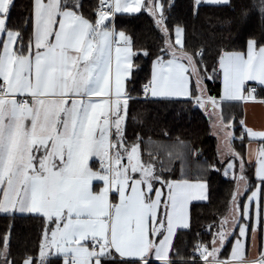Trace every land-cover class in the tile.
<instances>
[{"label":"snow or ice","instance_id":"snow-or-ice-1","mask_svg":"<svg viewBox=\"0 0 264 264\" xmlns=\"http://www.w3.org/2000/svg\"><path fill=\"white\" fill-rule=\"evenodd\" d=\"M20 8L0 0V264H264V128L246 119L264 107V0ZM189 114L211 151L168 127ZM213 177L230 187L205 218ZM24 218L37 251L16 250Z\"/></svg>","mask_w":264,"mask_h":264},{"label":"trees","instance_id":"trees-1","mask_svg":"<svg viewBox=\"0 0 264 264\" xmlns=\"http://www.w3.org/2000/svg\"><path fill=\"white\" fill-rule=\"evenodd\" d=\"M27 2V0H18V3L21 5V8L18 11H22V6ZM180 3H185L186 0H179ZM258 24V22H257ZM151 25V21L145 16L139 21H136L133 25H130V31L135 34V38L139 43L144 34L148 31ZM142 79V77H141ZM216 93L213 92V95ZM139 107V106H138ZM180 105H177V110L180 109ZM184 124L185 127L181 128L180 125ZM188 124H191V127L194 129H198L201 135V139L206 140V147L209 148V151L215 146V140L211 139L209 136L205 135V130L207 129L208 125L206 123L205 117L197 114L194 119L191 118V114H189V119L187 120H180V121H172L169 120L168 127L175 128L185 135H190L191 129L187 127ZM212 182L214 185L215 194L213 196V205L209 208H204L201 210V216L205 218H210V215L213 211H215L219 205L217 203L218 200H223L224 197L227 195V190L230 187L229 185L225 184L219 177H213ZM206 221L202 219L200 223L197 225L202 226L203 223ZM9 224V221L6 220L3 216H0V232H3L5 227ZM16 224V238H15V245L16 250L23 253L25 249L29 251H37L38 244L40 242V227L41 222L37 219L31 218H24L19 219L15 222ZM191 236H184V241H191ZM181 254L186 255V251H190V249H185L181 246Z\"/></svg>","mask_w":264,"mask_h":264},{"label":"crops","instance_id":"crops-1","mask_svg":"<svg viewBox=\"0 0 264 264\" xmlns=\"http://www.w3.org/2000/svg\"><path fill=\"white\" fill-rule=\"evenodd\" d=\"M246 119L254 128H264V107H250L246 113Z\"/></svg>","mask_w":264,"mask_h":264}]
</instances>
